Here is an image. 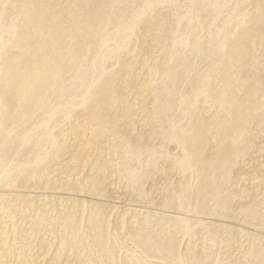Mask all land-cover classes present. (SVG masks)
Returning a JSON list of instances; mask_svg holds the SVG:
<instances>
[{
	"label": "rangeland",
	"instance_id": "1",
	"mask_svg": "<svg viewBox=\"0 0 264 264\" xmlns=\"http://www.w3.org/2000/svg\"><path fill=\"white\" fill-rule=\"evenodd\" d=\"M0 264H264V0H0Z\"/></svg>",
	"mask_w": 264,
	"mask_h": 264
}]
</instances>
